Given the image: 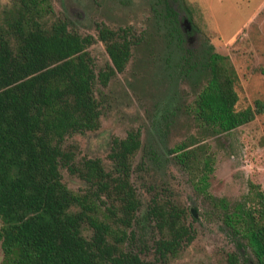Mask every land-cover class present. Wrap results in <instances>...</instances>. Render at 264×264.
Returning a JSON list of instances; mask_svg holds the SVG:
<instances>
[{"label": "trees", "instance_id": "obj_1", "mask_svg": "<svg viewBox=\"0 0 264 264\" xmlns=\"http://www.w3.org/2000/svg\"><path fill=\"white\" fill-rule=\"evenodd\" d=\"M181 12L202 33L197 45L182 28ZM53 17L51 0H8L0 10L1 264H167L193 240V213L153 195L144 217L159 234L153 258H147V248H141L144 257L134 251L142 200L132 173L141 130L112 139L110 166L99 157L80 156L79 146L69 142L101 128L97 85L107 86L136 52L145 53L140 59L158 68L162 83L188 82L195 93L190 113L200 133L209 135L252 122L264 113V100L238 108L237 68L194 23L186 0H150L147 28L102 23L97 37ZM97 40L110 57L99 70L89 50ZM199 142L195 135L171 152L195 176V188L210 206L206 212L221 220L233 243L222 264H264V188L249 180L237 200L212 194L213 159ZM64 171L86 182V190L71 188Z\"/></svg>", "mask_w": 264, "mask_h": 264}, {"label": "rangeland", "instance_id": "obj_2", "mask_svg": "<svg viewBox=\"0 0 264 264\" xmlns=\"http://www.w3.org/2000/svg\"><path fill=\"white\" fill-rule=\"evenodd\" d=\"M8 0L0 1V10ZM150 0H51L53 18L68 20L77 32L98 36V25L113 29L134 26L139 30L149 24ZM194 23L211 36L217 51L229 55L237 68L238 108L264 100V0H186ZM202 38V36H201ZM196 39H200L198 36ZM96 70L104 68L110 57L102 41L90 47ZM145 53L136 52L123 73L114 76L107 86L96 87L101 100L102 119L98 131L76 134L69 142L79 146L80 156L99 157L110 166L108 154L114 137L125 138L129 131L140 129L142 147L133 162L132 181L142 200L140 224L134 225L133 249L147 248L153 258L157 229L145 219L153 195L174 200L187 208L188 222L194 226L193 240L183 246L167 264H222L234 246L216 215H208L209 204L195 188V179L175 158L171 149L196 135L206 143L212 156L213 171L209 190L216 196L239 199L248 189V181L264 188V113L255 120L224 134L200 133V126L189 110L195 93L188 82L162 83L158 68L143 64ZM154 71L149 75V69ZM152 70V68H151ZM156 76V77H155ZM174 111L165 128L166 110ZM164 128V129H163ZM158 153L156 158L149 148ZM64 179L75 190L87 184L64 171ZM212 213V212H211ZM2 222L0 220V226ZM4 251L0 241V264Z\"/></svg>", "mask_w": 264, "mask_h": 264}, {"label": "flooded vegetation", "instance_id": "obj_3", "mask_svg": "<svg viewBox=\"0 0 264 264\" xmlns=\"http://www.w3.org/2000/svg\"><path fill=\"white\" fill-rule=\"evenodd\" d=\"M176 8H177V6H176ZM182 13L183 12L180 13V17H179L180 21H181L182 28L187 33V38H188L189 42L192 43V44H196L197 45L202 40V38H201L202 33L195 28L194 24L190 21L189 17L186 16V12H184L185 14H183V16H181ZM187 18H188V22L185 21V19H187ZM99 25H98V27H99ZM188 25H191V27L189 28ZM198 36H200V39H196ZM167 83H168V85H170L169 82H167ZM167 109L170 110L169 108H167ZM168 110H166V112ZM164 120H166L164 122V125H165L164 127L167 128L166 127V122H168V120L167 119H164ZM149 150H150V152H153V153L155 152L156 155H158V153L154 150L153 147H152V149L149 148Z\"/></svg>", "mask_w": 264, "mask_h": 264}, {"label": "water", "instance_id": "obj_4", "mask_svg": "<svg viewBox=\"0 0 264 264\" xmlns=\"http://www.w3.org/2000/svg\"><path fill=\"white\" fill-rule=\"evenodd\" d=\"M183 14H185V13L183 12L181 16H183ZM185 21H187V22H188V18H187V19H185ZM188 27L190 28V27H191V25H188ZM193 213H194V212H193ZM194 214H195V213H194Z\"/></svg>", "mask_w": 264, "mask_h": 264}]
</instances>
